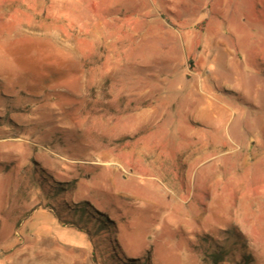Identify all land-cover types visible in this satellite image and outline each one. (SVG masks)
<instances>
[{"label": "rangeland", "instance_id": "374dc122", "mask_svg": "<svg viewBox=\"0 0 264 264\" xmlns=\"http://www.w3.org/2000/svg\"><path fill=\"white\" fill-rule=\"evenodd\" d=\"M195 1L0 0V264H264V0Z\"/></svg>", "mask_w": 264, "mask_h": 264}, {"label": "trees", "instance_id": "16d2710c", "mask_svg": "<svg viewBox=\"0 0 264 264\" xmlns=\"http://www.w3.org/2000/svg\"><path fill=\"white\" fill-rule=\"evenodd\" d=\"M211 256H212V259H213V261L215 262V263H217L218 261H220L221 260V258L222 257H220V253H214V254H211Z\"/></svg>", "mask_w": 264, "mask_h": 264}, {"label": "crops", "instance_id": "0c3cea01", "mask_svg": "<svg viewBox=\"0 0 264 264\" xmlns=\"http://www.w3.org/2000/svg\"><path fill=\"white\" fill-rule=\"evenodd\" d=\"M194 1H195V0H194ZM195 2H196V1H195ZM217 2H218V3H221V2H222V0H217ZM223 2H224V1H223Z\"/></svg>", "mask_w": 264, "mask_h": 264}]
</instances>
